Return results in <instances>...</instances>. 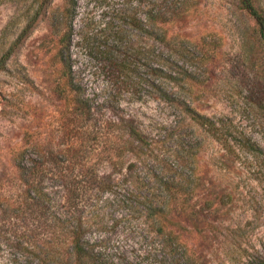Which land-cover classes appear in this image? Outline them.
<instances>
[{"label":"rangeland","instance_id":"374dc122","mask_svg":"<svg viewBox=\"0 0 264 264\" xmlns=\"http://www.w3.org/2000/svg\"><path fill=\"white\" fill-rule=\"evenodd\" d=\"M252 1L264 14V0ZM120 2L76 0L70 52L74 82L88 109L80 114L56 55L62 29L54 19L71 0H0V208L3 198L18 193L14 165L26 142H38L48 156L82 143L93 159L100 136L129 118L145 136L144 145L108 171L127 188L130 182L148 184L168 164L175 169L187 193L177 194L182 202L163 225L176 234L190 264H262L264 40L254 19L240 0H178L174 29L192 45L188 57H180L186 74L177 77V87L164 83L174 92L169 102L142 82L146 70L137 50L147 46L144 34L122 25L133 71L114 79L79 39L96 33L101 49L118 47L113 16ZM131 7L141 14L148 0H133ZM183 104L216 120L217 129L192 120ZM152 194L156 201L162 196L156 189ZM85 204L87 238L100 256L96 264H164L155 226L121 188ZM22 225L19 220L14 228L23 232ZM0 228H9L1 211ZM0 264L39 263L0 234Z\"/></svg>","mask_w":264,"mask_h":264},{"label":"trees","instance_id":"16d2710c","mask_svg":"<svg viewBox=\"0 0 264 264\" xmlns=\"http://www.w3.org/2000/svg\"><path fill=\"white\" fill-rule=\"evenodd\" d=\"M132 1L122 0L114 10L113 18L119 22L113 30L116 38L114 41L120 42L118 47L109 44L101 49L96 33L89 36L81 34L79 39L87 43L88 54L100 59L111 79H114L120 75L127 77L133 71L132 45L126 39L129 35L122 25L127 24L144 34L147 46H141L137 50L144 58L143 66L146 70L142 82L163 99L173 102L174 92L170 89L177 87V77L186 74L183 72V65L179 64L180 57H188V49L192 45L190 40L181 39L174 29L176 20L180 17L179 2L148 0V7L138 14L137 9L131 7ZM240 2L254 19L256 32L264 40L262 10L252 0ZM75 4L76 0H71L64 14L57 15L54 19L62 29L57 40L56 55L66 84L69 85L73 105L75 104L80 114H87L88 109L74 82L70 52ZM124 42L125 46L122 48ZM165 82L175 86L168 88L164 86ZM183 109L198 124L217 129L216 120L199 114L187 104H183ZM144 139L145 136L137 130L134 122L127 118L117 122V127L112 132H104L100 136L101 147L94 160L82 148V143L79 145L71 142L67 148L48 156L38 142H26L17 152L14 165L18 193L15 197L3 198L0 208L4 223L9 227L0 228L3 241L21 255H32L39 264H96L100 256L95 242L87 238L83 216L85 203L104 193L115 195L121 188L133 203L142 205V216L155 226L152 230L160 237L164 264H190L191 259L185 247L176 234L163 225L168 222L170 212L182 202L177 194L187 190L185 182L173 175L175 169L168 164L165 168H158L157 173L149 177L148 184L130 182L132 184L128 183L127 188L122 186V181L114 179L112 170L108 171L127 151L143 147ZM154 189L162 193L157 201L152 194ZM19 220L25 228L23 232L14 228Z\"/></svg>","mask_w":264,"mask_h":264}]
</instances>
